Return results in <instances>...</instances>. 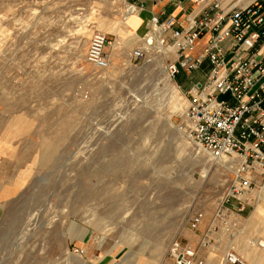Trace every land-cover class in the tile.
<instances>
[{
    "label": "rangeland",
    "instance_id": "obj_1",
    "mask_svg": "<svg viewBox=\"0 0 264 264\" xmlns=\"http://www.w3.org/2000/svg\"><path fill=\"white\" fill-rule=\"evenodd\" d=\"M132 4L0 0V155L13 172L0 249L41 250L46 264H146L160 251L156 264H172V240L224 201L235 166L185 129L205 77H172L173 57L148 45L135 58L147 36L124 23ZM102 22L114 75L86 59Z\"/></svg>",
    "mask_w": 264,
    "mask_h": 264
},
{
    "label": "built area",
    "instance_id": "obj_2",
    "mask_svg": "<svg viewBox=\"0 0 264 264\" xmlns=\"http://www.w3.org/2000/svg\"><path fill=\"white\" fill-rule=\"evenodd\" d=\"M196 2L201 9L185 20L154 16L152 22L159 35L147 34L145 44L133 55L144 57L145 45H169L173 58L167 70L172 77L196 71L208 62L205 78L189 91L185 129L193 143L213 159L239 158L234 179L215 214L224 219L230 211L226 204L236 200L243 210L245 195L256 187L253 176H264V0L231 8L218 1ZM201 39L205 42L198 45ZM112 44L106 33L95 32L86 59L97 68L109 67L107 48ZM203 218L202 211L193 215L190 228L197 229ZM74 250L76 255L85 253L82 248ZM167 255L172 264H203L198 248L179 238L172 240ZM225 260L248 264L233 251Z\"/></svg>",
    "mask_w": 264,
    "mask_h": 264
},
{
    "label": "crops",
    "instance_id": "obj_3",
    "mask_svg": "<svg viewBox=\"0 0 264 264\" xmlns=\"http://www.w3.org/2000/svg\"><path fill=\"white\" fill-rule=\"evenodd\" d=\"M135 11L127 14L124 23L133 33L148 34L153 32L152 18L154 16L165 20L175 17L185 20L189 14L201 9L196 0H131ZM218 1L225 8L245 7L255 0H209ZM201 39L198 45H203ZM208 62L203 67L193 71L194 77H205ZM181 74H190L182 72ZM180 74V75H181ZM200 81V80H198ZM12 167L3 164L0 155V228L5 223L2 210L8 197L9 178ZM255 188L244 197L245 208L239 210V202L232 200L226 204L228 214L224 219L203 218L197 229H191L185 234L189 244L198 248V259L203 264H230L225 260L228 252H235L248 264H264V176H253ZM207 242V245L203 243ZM45 252L26 249H0V264H46Z\"/></svg>",
    "mask_w": 264,
    "mask_h": 264
},
{
    "label": "bare ground",
    "instance_id": "obj_4",
    "mask_svg": "<svg viewBox=\"0 0 264 264\" xmlns=\"http://www.w3.org/2000/svg\"><path fill=\"white\" fill-rule=\"evenodd\" d=\"M129 10L133 11V7H129ZM135 10V9H134ZM107 27V24L102 22L100 24V28L102 29V32H105V29ZM115 32H118V27L116 25L113 26ZM150 41L152 42V44H154L155 41H153L152 39H150ZM149 47H154V48H159L162 50V52L164 53V55H169L171 57H173V48L172 47H163L162 45H158L155 43V46L154 45H150ZM106 70V74L108 75H114V71L110 68V67H107L105 68ZM220 161H222L223 165L225 167H229V168H232L234 167L238 162H239V158L237 156H233V157H225V158H222L220 159ZM161 254L160 251H156L155 252V258L154 259H150L146 262V264H156V260L158 258V256Z\"/></svg>",
    "mask_w": 264,
    "mask_h": 264
}]
</instances>
